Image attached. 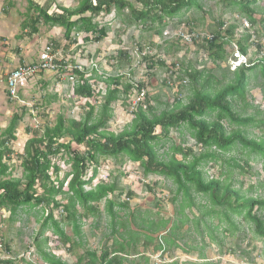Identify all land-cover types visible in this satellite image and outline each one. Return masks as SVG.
I'll list each match as a JSON object with an SVG mask.
<instances>
[{
  "label": "trees",
  "instance_id": "1",
  "mask_svg": "<svg viewBox=\"0 0 264 264\" xmlns=\"http://www.w3.org/2000/svg\"><path fill=\"white\" fill-rule=\"evenodd\" d=\"M48 1L51 3L53 0ZM219 1L228 7L237 8V12L246 18L251 27L257 23L252 7L256 6L258 0ZM197 2L198 0H81L75 9L58 6L56 11L50 14L49 4L39 7L27 0L26 16L29 13L32 15L21 24L20 29L22 36L26 34L30 37L38 32V27L41 25L49 29L56 27L63 30L64 39L72 45L76 44L75 39H70L72 32L75 35L84 34L85 43L98 44L106 38V30L94 22L100 15L107 16L114 11L119 17L127 10L129 15L124 19L126 29L140 24L143 30L148 31L155 23H158V29L165 25L166 18H180L193 7L199 9ZM260 22L264 23V18ZM214 25V31L209 35L211 40H199L193 42V45L196 49L207 53L213 62V69L220 70L219 64L227 59L223 46L229 42L221 35V31L224 29L223 33L231 37L236 27L232 25L226 28L220 21H216ZM187 26L189 27L187 33L199 34L192 29L193 22H187ZM126 29L122 30L121 35L126 32ZM158 29L154 33L156 36H161L162 32ZM249 38L250 36L247 35L243 41L236 42L235 51L243 57L246 56L250 46ZM163 43L165 55H175L183 49L179 39H176L174 43L168 41ZM57 46L54 44L50 46L52 54L57 50ZM143 49L139 47V52L143 56L142 59L148 62L149 70L155 69L156 66L165 68L164 60L159 56L153 58L144 56ZM116 58L124 59L126 65L130 64V58L124 51H118ZM114 59L113 57L112 60ZM56 64L61 66L60 71H65L66 64L61 62ZM227 67L228 69L221 71L220 78L211 74L213 69L194 71L187 66L184 69L181 64L166 67L167 75L164 81L167 86L178 88L176 81L181 79L176 77L177 74L182 75V83L188 82L187 89L190 97L187 104L182 106L180 100H176L173 108L156 114V109L150 105L151 100L146 92L144 100L130 112L132 116L130 123L118 134L106 131L107 122L111 116L110 106L122 100V106L126 107V102L135 87L133 82L129 81L130 78L125 81L122 75L103 79L98 74L99 77L95 78L106 84L98 117L94 118V107L89 106L88 113L83 119H64L59 116L52 127L44 126L41 136L32 132V137L24 144L23 153L17 156L22 170L20 179L10 177L9 168L3 161L5 159L10 162V155H12L8 145L15 140L14 132L20 120L17 115H14L0 141V211L8 213L9 220H12L19 210L38 208L42 215L46 211L38 236L42 237L46 231L50 230L56 241L64 246L70 244L71 240L65 235L62 224L66 223L65 226L71 228L73 236L79 237L81 221L96 217L98 208L104 201L105 212L111 227L110 235L113 239L110 243L108 240L103 244V251L99 258H96L94 252L88 251L89 264H96L98 261L101 264H120L123 258L120 255L128 257L130 253L131 256L141 258L157 253L163 255L167 253L166 250L176 246L175 238L178 237L184 225L182 219L171 224L169 220L161 218L155 221L139 219V223L135 224L134 221L137 218L130 212L127 219L121 220L120 214L113 211L115 204L107 200L115 193V185L101 182L93 186L99 161L124 159L129 163L137 164L143 177L158 176L172 182L175 186L174 198L180 196L181 199L178 215H182L185 209L195 207L193 194L201 195L208 201L211 210L202 213L200 219L215 218L218 223H225L227 228L223 233L229 234L231 230L236 229L233 218H239L251 225L253 233L264 240V219L257 213L264 211V200L242 195L240 191L232 189L225 182L227 178L226 180L206 179L203 170L208 163L211 162L214 165L222 155L239 145L249 154L257 155L262 159L264 171V139L258 142L248 139L239 131L227 133L222 123L227 120L229 123L243 127L255 123L253 117L241 118L234 112L233 104L236 99L244 100L249 74L254 72L255 77L257 74L255 71H258L264 80V57L252 62L248 60L246 65H241L234 71L230 70V63ZM71 72L72 76L78 77L77 85L73 89L74 96L84 99L93 98L92 85L89 83L91 76L88 77L90 79H86L85 73L77 70ZM225 74H229L230 78L226 80ZM221 84H224L223 87L215 91L214 87ZM136 87L145 90V85L139 82L136 83ZM246 106L244 105L243 109ZM208 114H215V119L207 121ZM258 123L263 124V121ZM183 127L190 131V138L202 152L194 156L191 149L172 145L169 155L166 153L159 155L157 148L161 139L166 138L170 131L180 132ZM157 129L159 133H156ZM63 140L68 142L62 143ZM71 144L83 146L84 151L72 150ZM64 157L67 158L66 163L69 164L70 171L60 179L58 177L60 169L56 164V158L62 160ZM227 164L230 165V163ZM231 164V167L243 171V167L235 161ZM91 168V175L86 178L87 171ZM50 170L51 173H49ZM86 187L89 188L88 191H85ZM120 195L121 191L117 196L120 197ZM126 196L131 199L133 194L128 192ZM57 197L62 198L65 203H59L56 200ZM174 200L176 199L172 202ZM117 206L119 210H126L128 203L124 201ZM78 208L81 213L78 212ZM52 210L58 211V220L53 219ZM181 218L184 216L182 215ZM131 224H135L134 229ZM198 224L196 223V228ZM168 226L170 227L164 237H153L165 231ZM167 239L172 240L168 242ZM209 239L215 240L212 232ZM0 240L4 252L9 256V260L3 261L2 264H13L14 261L9 255L10 248L1 234ZM47 242L48 238H44L43 245L46 246ZM35 247L39 253L40 247L37 244ZM70 249H72L71 245ZM187 251H185L186 254ZM40 255L45 264H62L49 253L42 251Z\"/></svg>",
  "mask_w": 264,
  "mask_h": 264
},
{
  "label": "rangeland",
  "instance_id": "2",
  "mask_svg": "<svg viewBox=\"0 0 264 264\" xmlns=\"http://www.w3.org/2000/svg\"><path fill=\"white\" fill-rule=\"evenodd\" d=\"M39 7L50 5L49 13L56 11V7H64L66 9H75L81 0H29ZM199 9L192 8L187 14L180 18L164 20L165 25L160 26L155 23L148 31H141L140 24H135L126 29L125 17L129 15L126 10L117 17L114 11L104 16L100 15L94 22L106 30V38L98 44L85 43L84 34H70V39H75L76 44L72 45L63 37V30L60 28L49 29L46 26H39L38 32L30 37L21 32V24L27 20L28 4L27 0H0V38L13 40L14 36H19L21 40L15 44L18 48V57L24 61V64L36 62L44 51L52 52L50 45H58L54 52L55 59L66 64L67 69L58 72H45L37 75L29 80L27 85L19 90L18 100L14 99L12 113H16L20 120L17 123L14 137L8 149L11 151L10 162L3 160L9 168L10 177L20 179L22 170L18 155L23 153V147L27 140L32 137V132L42 135L44 126L52 127L57 117L62 116L64 119L80 120L85 118L88 113V107H94V118L98 117L100 106L103 102L106 84L101 83L95 77L98 74L92 73L95 69L101 73L103 79L122 75L125 81L133 83H141L145 85V90L150 98V105L155 107L156 114L171 109L175 106L174 102L180 100L183 106L187 104L190 93L188 92V82L182 83V75L177 74V87L171 88L165 84L167 75L166 67L181 64L185 69L186 66L194 71H207L213 69V62L207 56V53L196 50L195 46L181 45L183 49L175 55L164 54V41L176 42L175 34L177 32H187V22L194 23L192 29L201 35H211L214 31L216 21L224 23L228 28L235 25L236 29L231 37L226 36L221 31V35L229 42L223 46L226 55V61L219 64L220 70L213 69L212 75L220 78L224 69H228L230 61H233V54L236 52V42L243 41L247 35L249 38V47L245 56L246 61H257L264 57V23L260 22L264 18V0H258L254 10L255 26H250L245 17L237 12V8L228 7L219 0H198ZM6 10V12H4ZM4 13V14H2ZM182 13V12H181ZM73 20L75 18H72ZM126 32L121 35L122 30ZM160 30L161 36H156L154 31ZM28 32V31H27ZM139 39V40H138ZM9 42V41H7ZM139 42L140 44H137ZM182 44V42H180ZM70 45V46H69ZM10 46V45H9ZM157 46L158 48H153ZM14 47V46H10ZM139 47L143 49V55L148 57H157L165 61V68L156 66L155 69L149 70L147 64L139 52ZM118 51H124L130 58V64L126 65L124 59H117ZM15 57V56H14ZM113 57L115 58L114 60ZM158 60V58H156ZM138 63V64H137ZM218 65V63H217ZM15 66L8 67L3 71V77L13 71ZM79 67L82 73H85L86 79L91 76L90 84L94 97L90 99L77 98L73 94V89L77 85L76 75L72 76L71 69ZM87 72V73H86ZM254 77V72L249 74V81L244 96V100H237L233 104V111L241 118L253 117L255 123L248 126H236L224 120L222 123L227 131L242 132L248 139L261 141L264 139V80L258 71ZM89 73V74H88ZM129 73V74H128ZM226 80L230 78L229 74H225ZM93 77V78H92ZM224 84L214 87L217 91ZM55 98V99H54ZM154 98V101H153ZM122 100L112 103L110 106V118L107 122L106 131L113 134L120 133L131 121V113L133 108L126 102V107L122 106ZM246 106L243 109V106ZM8 116V117H7ZM7 118L2 123L0 129V141L3 139L4 131L9 125L11 114H7ZM215 114H208L207 121H213ZM258 121H263L259 124ZM159 133V129L156 130ZM190 131L183 127L180 132L170 131L166 138H162L157 148L158 154H170L169 149L172 145H180L184 149H191L194 156L199 155L202 150L196 146L190 138ZM67 143L68 140L61 141ZM162 146V147H161ZM72 150L83 152V146L71 144ZM180 159V157H177ZM67 158L62 160L56 158L60 172L58 177L61 179L64 174L70 171L69 164L66 163ZM232 161L243 167V171L231 167ZM54 163V162H53ZM227 163H230L228 165ZM91 169L87 171L86 178L90 177ZM206 179L227 180L232 189L240 191L246 197H254L264 200V171L263 161L259 156L249 154L247 150L241 149L239 145L232 148L229 153H225L213 165L208 163L204 167ZM51 173V170L50 172ZM114 184L116 191L109 196L107 200L112 201L115 205L113 211L120 214V219H127L130 212L137 219L135 224L139 223V219L157 220L159 218L169 220L170 224L178 220H183V227L175 238L174 244L169 248L167 253L160 255L159 253L151 255L148 259L131 258L123 262V264H264V240L258 238L253 233V227L239 218H233L236 229L231 230L229 234L223 233L227 228L225 223H218L215 218H201V214L211 210L208 201L201 195H194L195 207L185 209L182 215H178V209L181 203L180 196L175 197V186L171 181L158 176L143 177L141 169L137 164H132L123 160H105L99 161L97 176L94 179L93 186L99 183ZM89 188L86 187L85 191ZM39 191V190H38ZM66 191V188H64ZM121 191L120 197L118 193ZM131 192V199L127 198V193ZM117 196V197H116ZM173 199H176L172 202ZM56 200L64 204L62 198L57 197ZM128 203L125 210H119L117 204ZM79 213L81 210L77 209ZM217 210V209H215ZM264 219V211L257 212ZM157 214V215H156ZM40 209H24L19 210L12 218L8 213L0 211V234L4 242L10 248V258L13 264H43L41 262L40 252L51 254L65 261V264H74L75 257L71 259L67 256L63 257L61 244L51 235L50 230L46 231L42 237L38 236L41 222L44 215ZM54 220H58V211L52 210ZM9 217V218H8ZM130 218V217H129ZM200 221V222H199ZM196 223H199L196 228ZM63 230L65 235L77 239L72 235L71 228L65 226ZM135 224H131L135 228ZM130 227V226H129ZM161 231L155 238L164 237L169 229ZM214 227H217L216 229ZM215 240H210L209 235ZM80 233L82 240L86 242V250L99 253L103 244L113 237L111 227L109 226L108 215L105 212V202L103 201L98 208V215L94 218L81 221ZM44 238H48L47 245H43ZM172 239H167L171 242ZM159 241V240H158ZM36 244L40 247L39 253ZM188 250L187 254L185 251ZM60 253V254H59ZM78 254L81 251H75ZM148 260V262H146Z\"/></svg>",
  "mask_w": 264,
  "mask_h": 264
},
{
  "label": "built area",
  "instance_id": "3",
  "mask_svg": "<svg viewBox=\"0 0 264 264\" xmlns=\"http://www.w3.org/2000/svg\"><path fill=\"white\" fill-rule=\"evenodd\" d=\"M174 37L175 39H179L183 45L187 46H192L193 42H197L199 40H211V37L209 35H201L187 32H177ZM232 56L233 61L229 62L231 71L236 70L241 65L247 64L245 57L240 55L238 52H235ZM58 62L59 61L55 59V56L50 51L46 50L42 55L39 56L38 61H36L35 63L24 64L15 68L5 77V86L8 97H10L11 99H15L19 90L24 88L29 82V80L33 77L45 72L60 71L61 66L56 64ZM66 69L67 66L64 68V70ZM72 70L82 72V69H80L79 67H73L71 71ZM133 86L135 88L132 91V94L128 100V104L132 108H135L140 102L144 100L146 91L144 89H137L136 83H133ZM7 260H9V256L4 252L3 244L0 240V264H2L3 261Z\"/></svg>",
  "mask_w": 264,
  "mask_h": 264
},
{
  "label": "crops",
  "instance_id": "4",
  "mask_svg": "<svg viewBox=\"0 0 264 264\" xmlns=\"http://www.w3.org/2000/svg\"><path fill=\"white\" fill-rule=\"evenodd\" d=\"M4 12H6V10H4ZM2 14H4V13H2ZM1 17H2V15H0V18ZM0 22H2L1 19H0ZM1 29L2 28H0V32H1ZM141 31L145 32V30L142 29V26H141ZM19 40H21L20 35L19 36H14L13 37V40H11V41L5 39L4 37L3 38H0V129H2V126H3L2 123L8 117L7 114L10 113L11 114V117H13L14 115H17L16 113H12V109L8 107V106H12L14 99H11L7 95L6 86H5V77H3L2 74H3V71L6 68H8V67L15 66L17 68L18 66L24 65V61L21 58L18 57V53H19L18 48L21 49V47L20 46H18V47L15 46V44H17V41H19ZM7 41H9V42H7ZM137 44H140V43L137 42ZM9 45L10 46H14V47H10ZM93 72H94V74L96 73V74L101 75V73H98V71L96 69L94 71H92V73ZM39 75H41V74H39ZM18 93H17V96H18ZM17 96L15 98L16 100H18V98H19ZM68 238H70V237H68ZM82 238L83 237H82V235L80 233V235H79V237L77 239L73 240L72 238H70L71 243L70 244H66V245L63 246V248H61L62 250H64L63 252H60L61 254H63V257H65V256L68 257V258L65 257L66 260L67 259H71V257H75L74 264H89V260H88V250H86V242L83 241ZM70 245L72 246V249H70ZM77 250L81 251V253L78 254V256H76L77 254L75 253V251H77ZM102 251L103 250H101L99 253L94 252L95 255H96V258H99L100 257ZM90 252H93V251H90ZM120 257H123V258H121L120 264H123V262H126V260H129L131 258H137V259L140 258L141 259L140 256H135V255H132L131 256V253H130V256H128V257L121 256V255H120ZM145 257H147L149 259L151 257V255H146ZM56 260H59L62 264H65V261H63V260L62 261L60 259H56ZM41 262L43 264H45L42 260H41ZM146 262H148V260ZM96 264H101V263H99V261H98V262H96ZM135 264H137V263H135Z\"/></svg>",
  "mask_w": 264,
  "mask_h": 264
}]
</instances>
